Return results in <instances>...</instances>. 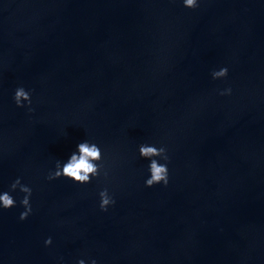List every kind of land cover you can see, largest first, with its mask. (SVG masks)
Instances as JSON below:
<instances>
[{"label":"water","instance_id":"1","mask_svg":"<svg viewBox=\"0 0 264 264\" xmlns=\"http://www.w3.org/2000/svg\"><path fill=\"white\" fill-rule=\"evenodd\" d=\"M86 138L108 176L48 181ZM17 177L33 212L0 211V264H264V0H0V190Z\"/></svg>","mask_w":264,"mask_h":264},{"label":"clouds","instance_id":"2","mask_svg":"<svg viewBox=\"0 0 264 264\" xmlns=\"http://www.w3.org/2000/svg\"><path fill=\"white\" fill-rule=\"evenodd\" d=\"M201 0H182V5L188 9H196L199 7ZM229 68L221 66L211 72L213 80H223L228 77ZM232 94V88L227 87L219 92L221 96H229ZM12 99L18 108H27L28 112L34 111L32 108V91L24 86L15 88ZM139 157L147 161V175L144 180L145 187L151 188L155 185L167 186L170 180L169 163L170 158L167 148L154 142H143L138 145ZM101 174L106 178L108 172L104 164V155L102 147L91 139H84L76 145L66 160L57 159L53 169L48 171L46 179L54 181L58 179H66L74 184L87 185L93 180L99 179ZM19 191L23 194L19 205L23 211L19 214V220L25 221L32 214L33 208L31 198L33 189L31 186L22 183V178L17 177L8 187L7 190H0V211L9 210L17 207V199L13 195ZM99 208L101 211H107L114 206L116 201L114 195L108 187H103L98 192ZM53 243L52 237L44 240L45 247H50ZM76 264H98L95 258L89 261L81 258Z\"/></svg>","mask_w":264,"mask_h":264}]
</instances>
